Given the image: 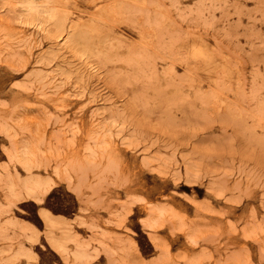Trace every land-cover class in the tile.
Wrapping results in <instances>:
<instances>
[{"label":"rangeland","instance_id":"1","mask_svg":"<svg viewBox=\"0 0 264 264\" xmlns=\"http://www.w3.org/2000/svg\"><path fill=\"white\" fill-rule=\"evenodd\" d=\"M23 1L0 0V264H264V0Z\"/></svg>","mask_w":264,"mask_h":264},{"label":"bare ground","instance_id":"2","mask_svg":"<svg viewBox=\"0 0 264 264\" xmlns=\"http://www.w3.org/2000/svg\"><path fill=\"white\" fill-rule=\"evenodd\" d=\"M45 1V0H44ZM14 2V1H13ZM21 2V1H20ZM40 2V1H39ZM43 2V1H42ZM46 2V1H45ZM44 2V3H45ZM43 3V4H44ZM17 4H19V3H17ZM42 3H38V2H36V0H25V1H23L21 4H20V6H21V8H22V11H24L26 14H28L29 16H32V20H34V18H36L37 17V15L38 14H40V13H42V12H44V11H46V7L43 5ZM14 6V5H13ZM47 6V5H46ZM14 7H16V4H15V6ZM20 8V7H19ZM19 12H20V10H18ZM54 11V10H53ZM52 11V12H53ZM51 12V13H52ZM55 12H57V11H55ZM44 14V13H43ZM58 14L59 15H61V13H59L58 12ZM27 15V16H28ZM50 15V14H49ZM57 14H55V16H56ZM64 14H62V16H63ZM22 16H23V14H22ZM25 16V15H24ZM42 15H40L39 17H41ZM46 16H47V14H46ZM34 17V18H33ZM53 17V15L51 16V18ZM65 17H66V15H65ZM25 18V17H24ZM49 18V17H48ZM56 18V17H55ZM55 18H54V20H55ZM64 20H65V18L64 17H62ZM30 19H31V17H30ZM53 19V18H52ZM58 19V16H57V18H56V21H58L57 20ZM59 21H61V18H60V16H59ZM62 19V20H63ZM29 20V19H28ZM51 20V19H50ZM63 20V21H64ZM38 21V20H37ZM36 21V22H37ZM53 21V20H52ZM55 21V23H57V25H58V23L59 22H56ZM63 21H61L60 23H63L62 25H65V21L63 22ZM26 22V21H25ZM29 22V21H28ZM54 23V24H55ZM59 23V24H60ZM30 24H31V20H30ZM74 25V24H73ZM79 26V25H78ZM77 26V27H78ZM83 26V25H82ZM58 27H60L61 29H63L62 27L63 26H61V24L58 26ZM71 27H72V24H71ZM65 28V27H64ZM62 33V32H61ZM68 33V32H67ZM88 37V36H87ZM170 41V40H169ZM163 43V42H162ZM194 50H196L195 48H194ZM192 52V51H191ZM195 52V51H194ZM190 59V58H189Z\"/></svg>","mask_w":264,"mask_h":264},{"label":"snow or ice","instance_id":"3","mask_svg":"<svg viewBox=\"0 0 264 264\" xmlns=\"http://www.w3.org/2000/svg\"><path fill=\"white\" fill-rule=\"evenodd\" d=\"M53 195H55V193H53Z\"/></svg>","mask_w":264,"mask_h":264}]
</instances>
